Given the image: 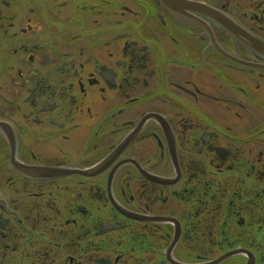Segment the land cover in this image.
<instances>
[{
    "label": "flooded vegetation",
    "instance_id": "obj_1",
    "mask_svg": "<svg viewBox=\"0 0 264 264\" xmlns=\"http://www.w3.org/2000/svg\"><path fill=\"white\" fill-rule=\"evenodd\" d=\"M192 1L0 0V264H264V0Z\"/></svg>",
    "mask_w": 264,
    "mask_h": 264
},
{
    "label": "bare ground",
    "instance_id": "obj_2",
    "mask_svg": "<svg viewBox=\"0 0 264 264\" xmlns=\"http://www.w3.org/2000/svg\"><path fill=\"white\" fill-rule=\"evenodd\" d=\"M233 213H239V212L235 210V211H233ZM243 218H244V216L241 213H239L238 218H235L237 220V223L240 224L241 226H242V222H243L242 219ZM253 224L251 226H249L250 229L253 227Z\"/></svg>",
    "mask_w": 264,
    "mask_h": 264
}]
</instances>
